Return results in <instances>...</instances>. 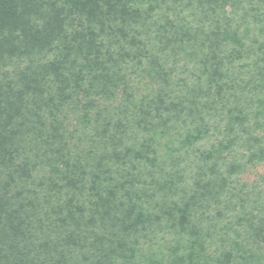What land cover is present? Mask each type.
Instances as JSON below:
<instances>
[{
  "label": "trees",
  "instance_id": "obj_1",
  "mask_svg": "<svg viewBox=\"0 0 264 264\" xmlns=\"http://www.w3.org/2000/svg\"><path fill=\"white\" fill-rule=\"evenodd\" d=\"M263 162L264 0H0V264H264Z\"/></svg>",
  "mask_w": 264,
  "mask_h": 264
},
{
  "label": "rangeland",
  "instance_id": "obj_2",
  "mask_svg": "<svg viewBox=\"0 0 264 264\" xmlns=\"http://www.w3.org/2000/svg\"><path fill=\"white\" fill-rule=\"evenodd\" d=\"M263 173H264V162L262 164L256 163L253 165H248L246 166L244 171L240 174V181L247 185L254 184L259 180L260 176H262ZM166 233L167 231H161L159 238L157 240H154L156 243H159L161 247H164L165 243L171 240L170 235ZM151 246L154 245L151 244ZM214 246L215 243L212 242L210 248L214 249Z\"/></svg>",
  "mask_w": 264,
  "mask_h": 264
}]
</instances>
